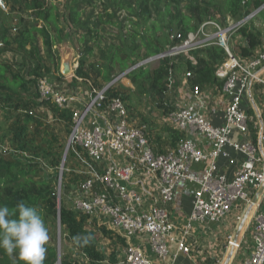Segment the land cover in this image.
Returning a JSON list of instances; mask_svg holds the SVG:
<instances>
[{
  "label": "built area",
  "instance_id": "obj_1",
  "mask_svg": "<svg viewBox=\"0 0 264 264\" xmlns=\"http://www.w3.org/2000/svg\"><path fill=\"white\" fill-rule=\"evenodd\" d=\"M0 8L9 13L5 1ZM259 11L228 26L216 21L204 23L197 31L165 51L147 57L115 77L103 89L94 90L90 101L79 111L73 112L71 142L80 146L95 163L108 160L112 153L127 160L126 165L108 162L102 173H96L80 183L73 199V210L90 217L108 218L115 229L124 233L127 247L119 264H157L145 255L141 246L130 243L134 237L146 241L150 251L164 264H176L181 255H190L188 243L194 225L217 224L223 221L239 203L255 206L251 231L253 249L246 254L242 264H264V127L257 142L246 138L250 134L251 117L246 103L252 97L254 85H260L264 95V46L253 57L240 58L231 48L233 33L246 26ZM18 20L12 27L17 34ZM1 34V30H0ZM175 37L171 36L173 41ZM218 45L227 55L226 61L216 69L223 82L222 93L228 101L223 113V124H213L194 103H184L172 115L176 128L181 132H196L211 143L207 151L188 139L165 152H157L148 138L145 127L135 126L130 119L126 101L121 97L109 100L107 92L117 81L141 67L158 66L162 60L176 54ZM192 78V72L187 73ZM42 100L49 101L60 109H69L72 98L54 87L50 80L38 82ZM193 98L201 97L199 85L191 89ZM96 111L110 115L108 123L92 119ZM108 115V116H109ZM241 155L242 161L232 179L219 172L218 161L229 158L230 152ZM194 165H202L198 173L191 171ZM138 173L155 175L159 180V196L163 204H172L177 186L182 181L198 186L192 199L191 213L182 230L172 222L169 212L159 206L146 208L142 198L130 188ZM258 201L253 204V199ZM233 243V238L229 237ZM170 245L175 246L172 252Z\"/></svg>",
  "mask_w": 264,
  "mask_h": 264
},
{
  "label": "trees",
  "instance_id": "obj_2",
  "mask_svg": "<svg viewBox=\"0 0 264 264\" xmlns=\"http://www.w3.org/2000/svg\"><path fill=\"white\" fill-rule=\"evenodd\" d=\"M251 2H254L255 8L258 9L264 0H226L224 16L231 17L237 22L242 20L249 14ZM184 3L189 4L187 7L189 15L184 14L181 9ZM201 3L209 4L205 0H66L68 11L64 14L53 1L30 0L26 5H22V2L15 0L14 4L19 5L17 9L22 15L16 26L17 34L10 38L9 32L12 33V28L1 31L0 42L3 45L0 50H9L21 56L27 69L16 71L12 63L0 62V107L5 114L12 117L9 132L10 151L2 146L3 136L0 137V204L12 208L20 200H26L38 206L47 227L54 226L60 219L63 234L72 246L87 258L89 264H119L118 249L113 248L108 258L99 250L97 233L100 232L114 243L119 242L127 246L122 237L114 236L106 226L90 227L89 222L93 223L94 219L86 214L75 212L65 205L59 207L54 180L61 159L54 151L45 149L43 145L36 146L37 144L34 145L29 140L30 128L39 122L28 110L29 103L26 97L33 93L41 79H48L47 74L52 73L51 75L57 79L60 78V57L55 49L58 43L78 37L81 46L78 45L79 52L75 56L78 57V65L74 79L92 81L95 86H92L93 88L103 89L118 73H123L145 58L179 43L176 35L181 34L183 39H186L188 34L197 31L204 23L215 20V13L203 7ZM165 17L170 19L165 29L175 38L173 41L165 40V44L162 45L157 32L162 28L159 24L166 20ZM127 22L134 29L130 36L124 33ZM114 27L119 30L117 40L114 41L116 43L102 47L101 41L103 44L105 33ZM238 32L245 41V45L240 47L241 57H253L254 50L260 45L258 36L251 32L247 25ZM40 39L43 46L39 44ZM142 46L146 48L145 53L141 51ZM97 48L101 59L96 62L94 59L97 57L95 53ZM189 55L197 62L194 65L187 58L189 70L203 77H209L214 71L216 80V69L227 59L225 50L218 45L192 50ZM47 63L52 67L50 68ZM97 66L100 68L96 69ZM176 68L173 57L166 58L154 68L141 67L132 71L128 78L135 87V92L140 95L152 90L163 94ZM122 95L116 86L107 92L109 100L118 96L124 99ZM42 101L45 104L50 103ZM53 111L71 130L73 117L71 110L53 106ZM37 130L35 128L36 136L40 134ZM159 150L156 151L164 152ZM30 155L34 158L29 159ZM41 157L49 160L55 177L48 175L41 164L35 161V158ZM70 182L68 176L66 194L73 189ZM77 234H91L93 236L91 244L83 248L74 245L72 237ZM47 249L44 264H58L59 261L61 264H81L68 254L59 256L57 248L52 245L48 244ZM0 264H18V261L14 262V259L0 250Z\"/></svg>",
  "mask_w": 264,
  "mask_h": 264
},
{
  "label": "rangeland",
  "instance_id": "obj_3",
  "mask_svg": "<svg viewBox=\"0 0 264 264\" xmlns=\"http://www.w3.org/2000/svg\"><path fill=\"white\" fill-rule=\"evenodd\" d=\"M5 1L6 5L9 8V13L4 12L0 8V30L3 31L4 29H11L13 27V24L15 23V20H19L22 16L20 13V10L17 8L19 5L14 4L15 0H3ZM22 2V5H26L30 0H19ZM47 2L53 1L54 4L59 8V11L66 14L68 11L66 0H46ZM203 1V0H202ZM209 4H202L201 5L205 8H209L210 11L215 13V20L216 22L220 23L221 25L228 26L232 23H235L237 21L233 20L231 17H225L224 13V4L226 0H205ZM204 3V2H203ZM244 4H247V1L244 2ZM188 3H184L181 6V9L184 14L189 15V10L187 9ZM249 15L252 13L259 11L258 15L253 18L248 24V29L255 33L260 41V45L258 48H256L254 51H259L262 46H264V3L261 7L258 9L255 8L254 2H251L250 9H249ZM246 16V17H247ZM166 20H164L161 24L162 28L160 31L157 32V35L160 37V43L162 45L165 44V40H171V34L169 35L167 30L165 29L166 25L169 23L170 19L169 17H165ZM34 21V20H33ZM193 22V20H192ZM41 24V23H40ZM40 24L38 25L40 27ZM119 30L117 28H111L109 29L108 33H105L103 44L101 41V46L105 47L106 45H111L115 40H117L116 36L119 35ZM134 31L132 25L127 22V28L124 30V33L127 34V36H130L132 32ZM152 32V29H151ZM15 34L9 32V37L12 38ZM140 42V39L138 40ZM118 43V42H117ZM39 44L43 46V41L40 39ZM78 45L81 46V44L78 42V37L71 38V41L69 44H65L64 42L58 43L55 49L59 52V54L66 53L69 61L73 59L79 52ZM230 45L232 48L233 53L236 56H241L240 54V47L245 45V41L242 39V36L239 34V32H235L232 34L230 39ZM2 47V46H0ZM142 53H145L146 48L142 46L141 49ZM256 51V52H257ZM7 52H10L7 50ZM13 53V52H12ZM96 58L94 59L96 62L101 59V54L99 49H96ZM190 51L187 53H178L173 56V61L176 63V70L169 78V85L166 88V91L163 94H158L155 90H152L150 92H146L145 94H138L136 93L135 87L131 84L130 79L127 77L120 79L116 83V89L123 93L122 96H124V99L126 101L130 119L131 122L133 121V116L138 119V121L141 123L140 127H145L147 135L150 137L152 146L155 148L156 145L160 150H165L168 147H175L180 139L182 138L181 132L176 128L175 123L172 119V115L175 114L181 107H182V96L183 92L186 89H192L193 85H199L201 92L204 94H207V92H211V95L214 94V89L218 92H222V81L216 80L214 77V71L210 74L209 77H203L199 74H196L192 72L193 74V80H190V78L187 77V73L191 70L188 69V62L187 58ZM5 51L4 49L0 50V62L1 63H7L8 60H5ZM46 56V54H44ZM10 55L8 54V57ZM72 57V58H71ZM25 61H23V68L22 70L17 69L16 71H25L27 69V66H24ZM48 64V63H47ZM196 64V63H193ZM48 66L51 68L52 65ZM156 67V66H155ZM100 67H96L98 69ZM150 68H154V66H150ZM50 73L47 74L48 79H53ZM216 74V72H215ZM121 73H118L115 77H119ZM114 77V78H115ZM56 78V77H55ZM113 78V79H114ZM191 78V79H192ZM72 80V79H71ZM68 81V80H66ZM77 80L73 81L76 82ZM55 81H53V84ZM77 88V93L80 94L78 97L80 102V105L78 104V109L81 110L91 99L93 91L97 90L98 88H93L94 84L92 81H77L76 83H72ZM71 84V85H72ZM68 87V86H67ZM71 88H74V86H70ZM95 87V86H94ZM69 88V87H68ZM79 88V89H78ZM38 88L31 93V98L28 99L29 105L27 107L29 111H31V114L34 115V117L38 120L39 123H35L30 128V138L29 140L34 143V145H43L45 149L54 151L58 157L61 159L60 167L57 170V177L54 180L55 182V192L58 198V204L59 207L62 205H65L69 208H72V204L69 202V198L66 195L65 192V186H66V179L69 176L70 177V187H74L73 193L76 192L78 189L79 183L87 176V173H85V167H87L86 162H89V159L87 156H84L83 153H81V148L77 145L71 142V130L66 127L65 123L58 119L53 111V104H45L42 103V99L38 98ZM70 89V88H69ZM94 89V90H93ZM73 90H76L75 88ZM69 91V90H67ZM255 92V88H254ZM254 93L252 94V97H254ZM55 107V106H54ZM71 110V115L74 112V109L69 108ZM0 137L3 136V142L2 146L10 151V140L11 136L9 134L11 129V123H12V117L9 114H5V111L0 107ZM77 110V111H79ZM256 112V113H255ZM30 113V112H29ZM133 114V115H132ZM135 114V115H134ZM249 115L251 117L250 122V132L253 137L257 133H259V130L264 127V110L259 109L255 103L250 105L249 109ZM134 122V121H133ZM35 128L38 129L37 131L40 132L38 136L35 135ZM167 144V145H165ZM165 146V147H164ZM76 150L77 153L80 154L81 158L74 157L76 153L74 152ZM264 153V150H263ZM29 155V154H28ZM34 156L30 155L29 159H33ZM36 162L41 164V167L46 170V173L50 176L55 177V173L53 169L51 168L50 162L47 158H35ZM76 169V172H70L69 170ZM76 194V193H75ZM74 194V195H75ZM49 234H50V240L49 245H52L57 248L60 252V256H63L64 254H68L69 256H72L73 258H76V250L72 246V244L67 240L65 234H63L62 229L59 227L58 222L54 226H49ZM227 238V237H226ZM194 242L192 252L189 256L191 257H198V261H200V264H220V260L225 257L226 254V248L223 247L222 251L217 253L215 255L214 248L204 246L209 242L207 239H201L199 241ZM229 241V237H228ZM99 247L101 249H107L108 244L106 241H102L101 238L99 239ZM202 243L203 247L201 248L197 247L196 245L198 243ZM200 243L198 245H200ZM113 247V245H112ZM205 247V248H204ZM115 249H118V252L120 253V250H125L126 245H121L119 247H114ZM120 249V250H119ZM184 256V255H181ZM180 256V257H181ZM219 258V260H215V258ZM187 257V256H185ZM202 258H205V260H202ZM78 259V258H76ZM218 259V258H217ZM241 261V257L239 258ZM179 260V259H178ZM237 263L238 260H235ZM180 262V261H179ZM178 263V261H177Z\"/></svg>",
  "mask_w": 264,
  "mask_h": 264
},
{
  "label": "crops",
  "instance_id": "obj_4",
  "mask_svg": "<svg viewBox=\"0 0 264 264\" xmlns=\"http://www.w3.org/2000/svg\"><path fill=\"white\" fill-rule=\"evenodd\" d=\"M70 41L71 40L64 42V43L69 44ZM2 45H3L2 42H0V46ZM256 51H254L255 54L258 52ZM5 54H6L5 60H8L7 62L12 63L15 69L17 68L19 70H22L23 59L21 56H19L16 53L7 52V50L5 51ZM8 54L10 55L9 57H8ZM59 57H60V78L57 79L53 76L52 77L53 79H51L50 82L53 84V81H55L53 85L56 89L66 92L67 94L70 95V97L72 98L71 108L74 109V111H77L79 110L78 104L80 105V102L77 101L79 100L78 97L80 96V94L77 93L78 92L77 88L72 83L81 81V79H77L76 82H73L75 80L74 76H75V71L78 65V57H74L73 59H71V61H69V58L66 53L59 54ZM239 57L243 58L241 56ZM188 59H190L192 63L197 64V62L195 61L193 57L189 56ZM66 66H68L70 69L68 73H66L65 71ZM262 75L264 77V71ZM215 76L217 78V75ZM217 80L219 79L217 78ZM70 86H74L76 90H73L74 88H71ZM254 88H255V92L253 91V93L255 95L254 97L250 98V101L248 100L245 106L248 114H249L250 105H252L253 103H255V105L259 109L264 110V95L262 93L261 87L260 85H254ZM30 98H31L30 96L26 97L27 102H28V99ZM182 102L183 104L184 103H194L196 107L198 108V110L201 113L205 114L207 118L213 124L218 125V126L223 124V113L226 110L228 101L222 92L217 93L215 89H214L213 95H211V92H207V94H204V95L201 92V97L199 99H195L193 98V95L191 94V89L190 90L186 89L183 92ZM108 115L109 114L103 111H96L95 113L92 114L91 118L94 120H98V122L102 124L103 123L107 124L110 118V115L109 116ZM133 121H132L133 125L140 126L141 123L134 116H133ZM180 134H182V138H188L194 141L198 147L204 150H207V151L211 150V143L208 142L207 139H205V137H203L202 135L196 132H181ZM250 134L247 135L246 138H250L251 140L257 142L259 139V133L254 135V137H253V134L252 135ZM148 138L150 139L149 136ZM169 148H172V147H168L165 150L164 149L159 150L158 146H156L154 149L155 150L158 149L159 151L165 152ZM74 152L76 154L73 156L78 157L80 159L81 158L80 154L77 153L76 150ZM229 152H230L229 158L219 159L218 169H219V172L225 174L228 177V179H232L234 177L235 172L238 170L241 164L242 157L241 155L235 153L234 151H229ZM81 153H83L84 156H87V158L89 159V162L88 163L86 162L87 167L84 168L85 173H87V176L80 183H82L87 178L91 177V175L93 174L102 173L105 167L107 166L108 162H112V163L119 164V165H126L128 163L127 160H125L124 158L116 156L112 153L107 155L106 158L108 160L105 159L104 162L102 163H95L89 158L87 153L82 148H81ZM202 168H203L202 165H194L191 171L194 173H198L199 171L202 170ZM75 170L76 169H72L69 171L76 172V173L79 172L78 170L77 171ZM71 188L74 189V187H71ZM130 188L134 190L142 198L143 204L146 208H150L153 206H159V207L166 209L170 214L172 222L177 226L179 230H182L184 225H186L188 218L190 216L193 195L195 191L198 189V186L195 184L189 183L187 181L180 182L177 186L176 193H175V199L173 203L167 204V205L161 202V199L159 196V180L157 176L155 175H146L145 173L136 174L130 183ZM73 189L71 191H73ZM71 191L67 193L66 195L69 198V201H70L69 203L72 204L73 206L72 201L76 196L75 194L76 192L73 193ZM255 206L256 205L249 207L244 203H239L234 208L232 213H230L223 221L217 224L206 223L204 225H200V224L194 225V230H193L192 236L188 240V243L193 248V245L195 242L194 240L199 241L201 239H207L209 242H212V243L206 242V245L204 246L213 247L215 255H217V253L219 254V252L222 251L223 247L226 248L225 257L222 259V261L220 260V264H242V260L244 259L246 254H249L253 249L251 231L253 227V216L255 213ZM71 209H73V207ZM91 218L94 219V222L93 223L92 221L89 222L90 227L106 226L107 229L111 230L114 233L113 234L114 236L118 235L122 237L126 241V244H128L127 240L125 239L124 233L119 229H115L108 218H105L104 216H101L99 214ZM228 237L233 238V243L236 244V247H234L233 243L228 241ZM100 238L103 242L104 241L107 242L108 244L107 249H101L99 247L98 241ZM130 243L141 246L145 255L150 257L157 264H164L161 261H159L155 255L151 253L149 245L146 241H142L140 238L134 237L133 239H131ZM198 244L196 245L197 247L199 248H201V246L203 247V245H201L202 243H200V245ZM97 245H98L99 250H101L105 254L106 258H108L111 252L113 251V248L119 247L120 243L119 242L114 243V241L110 240L109 238L104 237L100 232H98L97 233ZM74 249L76 250V253H77L76 258H78V259L76 258L74 259L78 260L81 264H89L87 258L81 253H79L76 248ZM170 249L172 252H174L176 248L174 245H170ZM125 250H120V253L118 256L119 262L121 261V259H123ZM240 257H241V261L239 259ZM217 258H215L216 261L219 260L220 257L217 256ZM202 260H205V258H202ZM235 260H238L237 263H235L236 262ZM177 261L178 263L176 264H200L199 263L200 261H198L197 256L191 257L189 255H184V256L179 257V260Z\"/></svg>",
  "mask_w": 264,
  "mask_h": 264
},
{
  "label": "clouds",
  "instance_id": "obj_5",
  "mask_svg": "<svg viewBox=\"0 0 264 264\" xmlns=\"http://www.w3.org/2000/svg\"><path fill=\"white\" fill-rule=\"evenodd\" d=\"M49 229L38 206L20 200L12 208L0 204V250L18 261V264H44ZM93 240L91 234L72 237L74 245L88 247Z\"/></svg>",
  "mask_w": 264,
  "mask_h": 264
},
{
  "label": "water",
  "instance_id": "obj_6",
  "mask_svg": "<svg viewBox=\"0 0 264 264\" xmlns=\"http://www.w3.org/2000/svg\"><path fill=\"white\" fill-rule=\"evenodd\" d=\"M69 70H70L69 67L66 66V69H65L66 73H68ZM257 201H258V196H255L254 199H253V204H255ZM58 225L61 228L60 219L58 220ZM58 252H59V250H58ZM59 256H60V252H59ZM58 264H61L60 261H59Z\"/></svg>",
  "mask_w": 264,
  "mask_h": 264
},
{
  "label": "bare ground",
  "instance_id": "obj_7",
  "mask_svg": "<svg viewBox=\"0 0 264 264\" xmlns=\"http://www.w3.org/2000/svg\"><path fill=\"white\" fill-rule=\"evenodd\" d=\"M252 207V206H251ZM234 244V247H236V244L235 243H233ZM231 258V257H230Z\"/></svg>",
  "mask_w": 264,
  "mask_h": 264
}]
</instances>
